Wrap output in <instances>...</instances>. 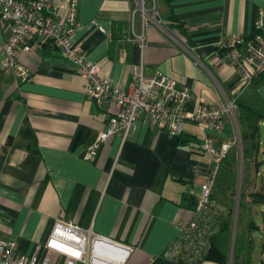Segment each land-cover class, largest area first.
<instances>
[{"label": "crops", "instance_id": "obj_1", "mask_svg": "<svg viewBox=\"0 0 264 264\" xmlns=\"http://www.w3.org/2000/svg\"><path fill=\"white\" fill-rule=\"evenodd\" d=\"M138 2L155 21L142 16ZM260 9L264 0H78L72 43L99 65L102 78L125 87L131 67L142 62L146 77L160 72L178 87H189L186 111L202 102L231 105L234 111L225 115L222 132L187 122L181 136L174 137L137 123L124 141L113 136L101 143L93 160L92 146L105 133L115 107L88 99L75 66L48 44L19 55L25 78L4 69L3 46L11 32L0 19V238L16 243V258L29 259L39 247L38 260L50 254L51 264H62L63 258L45 248L61 220L131 247L122 264H179L164 254L192 218L213 160L203 149L208 141L215 155L223 144L230 145L212 191L216 204L232 215L231 232L223 237L225 264L248 262V233L260 229L253 218L245 222L247 207L255 208L248 197L239 235L234 234L235 219L241 193H264L255 182L262 166L247 177L243 190L240 181L238 195L235 176L221 191L218 185L224 182V167L237 164L233 126L245 128L242 109L264 116V74L246 85L215 46L226 38L252 36ZM242 146L248 145L241 140ZM258 152L257 160L249 159L253 168L255 161H264L260 146ZM259 215L264 220V209ZM235 235L232 259L227 247Z\"/></svg>", "mask_w": 264, "mask_h": 264}, {"label": "built area", "instance_id": "obj_2", "mask_svg": "<svg viewBox=\"0 0 264 264\" xmlns=\"http://www.w3.org/2000/svg\"><path fill=\"white\" fill-rule=\"evenodd\" d=\"M143 5V3H142ZM78 0H0V19L9 24L11 35L3 46L2 67L26 77L19 64V55L33 51L32 46L48 44L57 49L71 62L83 79L84 95L101 106L110 103L115 107L105 133L94 143L89 154L93 160L101 143L108 138L120 136L124 141L137 123L149 125L159 131L178 137L187 122L204 126L213 132H222L225 115L234 114L232 106L216 108L200 103L193 112L186 111L191 100L189 87L177 83L157 72L144 75L143 63L133 65L127 86L115 85L100 76L98 64L88 61L79 48L72 43L77 23ZM141 11V9H139ZM142 16L145 18L144 9ZM155 21V17L152 18ZM141 44L142 36L137 37ZM215 49L223 54L228 64L242 75L246 85L264 74V9H260L251 38H226ZM207 155L213 157L209 172L200 187L197 205L191 220L180 227L178 237L166 249V255L179 264H201L212 246L224 213L212 202L221 160L226 157L230 145L223 144L219 155L208 141L203 143ZM45 248L63 258L62 264H112L116 257L122 264L131 247L112 242L84 231L78 226L56 221ZM16 243L0 238V264H51L50 254L37 259L39 247L29 259L15 257Z\"/></svg>", "mask_w": 264, "mask_h": 264}, {"label": "trees", "instance_id": "obj_3", "mask_svg": "<svg viewBox=\"0 0 264 264\" xmlns=\"http://www.w3.org/2000/svg\"><path fill=\"white\" fill-rule=\"evenodd\" d=\"M178 24V23H177ZM179 28H182L181 25H178ZM250 36L249 38H251ZM248 39V38H247ZM242 119L241 123L244 125V129L240 132V139L242 142L247 143V147L242 146V158L243 161L246 159L249 160L251 157L253 160H257L256 157L258 156V151H259V139H260V123H264V116L260 114L259 112L250 109V108H243L242 109ZM181 136V135H180ZM179 136V137H180ZM182 138H180V143H184ZM232 159L234 161L235 156L234 154L231 155ZM244 165V163H243ZM264 165V161H255V169H258L259 166ZM223 177H224V182L220 183L218 185V188L220 187L223 189V187H227L230 185V181L232 180L233 176H235L232 172V168L230 165H227L223 169ZM219 188V189H220ZM220 189V191H221ZM248 197L249 204L252 206H259L263 205L264 206V193L262 191H253L249 194L244 195L243 193L240 194V203H239V208L242 207V213L245 211L244 204L241 205V202L244 201V199ZM212 202L216 205L218 209H221L224 213L223 219H222V224L220 225L218 231L216 234H214L212 238V246L211 249L209 250L208 254L206 255V260H213L215 262H218L219 264H225L227 261V256L224 250H226L223 237L231 232V225H232V215L230 210L225 209L224 207H219L216 202L213 200V196L211 197ZM196 207V206H195ZM195 208L193 209V211ZM192 211V212H193ZM249 229L252 231L255 229V226L253 222H249L248 224Z\"/></svg>", "mask_w": 264, "mask_h": 264}, {"label": "rangeland", "instance_id": "obj_4", "mask_svg": "<svg viewBox=\"0 0 264 264\" xmlns=\"http://www.w3.org/2000/svg\"><path fill=\"white\" fill-rule=\"evenodd\" d=\"M138 9H141V11H143L144 7L142 5V2H138ZM144 12L146 13V15H148L150 18H153V12H146L144 10ZM234 127V134H235V147H236V152L235 154L237 155V164L236 167L232 169L233 174L235 175L236 181L238 182L237 186L238 188H236L235 186V190L234 192L237 191V195L240 193L241 188L239 186L240 181H241V187L243 190V186L245 184V181L247 180V177H250L252 175V172L256 173V169L253 168V166H251L249 164V160H245L243 161L242 159V151H241V139H240V132L242 131V129L236 125L233 126ZM260 151H261V156L260 159H262L264 157V126L260 128ZM259 153V152H258ZM244 162V165H243ZM253 174L254 175L256 174ZM252 180H249L248 183H251ZM256 185L259 187L264 186V166L262 165V168L260 169V175L255 179ZM243 204V201L241 202V205ZM243 206V205H242ZM248 214L245 217V222L247 221V219L249 218H253L254 221L256 222V225L258 226L259 231L256 230L253 233H248V237L251 238V242H250V246H252L250 250V257L247 259L248 262H246V264H260L262 261L264 262V250H263V245H264V220H261V216L259 215V209H264L263 205H259L258 207L255 206L254 208V212H251V208L248 206ZM242 207L239 208V212L237 214V219H235L236 221V226H235V233H238L239 235V229L241 227V225L246 224L245 222L243 224H241V220H242ZM236 239V235L235 237L232 239L233 241L230 243V245H228L227 247V254L232 256H236L237 253H235V248L233 247V243H235ZM233 253V254H232ZM249 255V254H248ZM232 257V259L234 258Z\"/></svg>", "mask_w": 264, "mask_h": 264}, {"label": "bare ground", "instance_id": "obj_5", "mask_svg": "<svg viewBox=\"0 0 264 264\" xmlns=\"http://www.w3.org/2000/svg\"><path fill=\"white\" fill-rule=\"evenodd\" d=\"M109 261L112 263V264H118V259L116 257H111L109 259Z\"/></svg>", "mask_w": 264, "mask_h": 264}]
</instances>
